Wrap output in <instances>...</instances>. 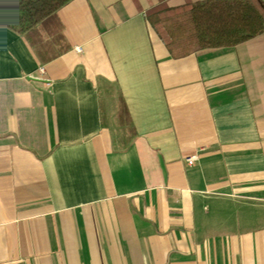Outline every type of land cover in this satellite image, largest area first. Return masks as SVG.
I'll return each mask as SVG.
<instances>
[{
	"label": "crops",
	"instance_id": "1",
	"mask_svg": "<svg viewBox=\"0 0 264 264\" xmlns=\"http://www.w3.org/2000/svg\"><path fill=\"white\" fill-rule=\"evenodd\" d=\"M199 1L0 23V264H264V32L173 59L146 13Z\"/></svg>",
	"mask_w": 264,
	"mask_h": 264
},
{
	"label": "trees",
	"instance_id": "2",
	"mask_svg": "<svg viewBox=\"0 0 264 264\" xmlns=\"http://www.w3.org/2000/svg\"><path fill=\"white\" fill-rule=\"evenodd\" d=\"M71 0H0V23L26 34ZM146 18L173 59L207 48H229L264 32V0H203L181 7L161 3Z\"/></svg>",
	"mask_w": 264,
	"mask_h": 264
},
{
	"label": "built area",
	"instance_id": "3",
	"mask_svg": "<svg viewBox=\"0 0 264 264\" xmlns=\"http://www.w3.org/2000/svg\"><path fill=\"white\" fill-rule=\"evenodd\" d=\"M76 51L80 52L81 51V48L80 47H76ZM195 160H196V155H191V156H189V157L186 158V163L188 165H192Z\"/></svg>",
	"mask_w": 264,
	"mask_h": 264
},
{
	"label": "rangeland",
	"instance_id": "4",
	"mask_svg": "<svg viewBox=\"0 0 264 264\" xmlns=\"http://www.w3.org/2000/svg\"><path fill=\"white\" fill-rule=\"evenodd\" d=\"M106 105V103H104V106Z\"/></svg>",
	"mask_w": 264,
	"mask_h": 264
}]
</instances>
